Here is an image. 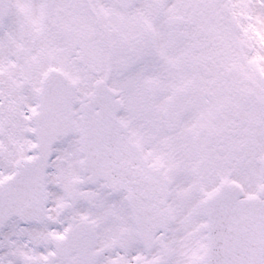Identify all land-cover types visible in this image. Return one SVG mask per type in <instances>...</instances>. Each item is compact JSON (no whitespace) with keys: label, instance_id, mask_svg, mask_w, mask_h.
Segmentation results:
<instances>
[{"label":"flooded vegetation","instance_id":"flooded-vegetation-1","mask_svg":"<svg viewBox=\"0 0 264 264\" xmlns=\"http://www.w3.org/2000/svg\"><path fill=\"white\" fill-rule=\"evenodd\" d=\"M38 1L39 3L45 1L46 5L44 8V19L36 22V33L33 38L34 48L36 46L40 47L45 36L50 43L55 40L57 44L61 45V39L65 35L71 38L74 32L72 20L74 22L79 17L88 16L90 13L93 18L97 19L94 36L88 34L87 27H82L79 30L80 36L86 37V43H91V47L88 50L89 53L94 51V42L92 40L98 34L100 37L95 42L100 46H104L106 39H108L105 33L104 7L97 5L89 11L82 0H51V6L48 4L49 0ZM16 4L17 2L14 1V6ZM65 14H67L65 16L67 19L66 26L62 22ZM107 26H110V23ZM140 32H143L145 38L149 40L148 28L145 23L142 31L135 32L139 33L138 36H135L138 40H141ZM130 51L134 52L137 58L116 61L114 62L115 68H112L117 71V76L124 85L125 92L132 90L126 74L137 63L147 62L148 46L143 44L138 50L131 47ZM68 52L69 45L65 42V55L64 48L63 52H58L54 55L63 54L64 57L70 58L67 56ZM12 60H16L19 65L20 59L16 58L15 54H10L9 52L2 54L0 58V84L1 89L5 92L8 91L10 84L14 87L12 93L17 96L16 106L18 107L22 105L21 99L25 97H23L21 89L28 90L30 87L35 86L36 74L27 69L16 71L11 67L10 61ZM26 72L29 75H25L24 73ZM147 72L145 71V73ZM214 85H217V80L214 81ZM6 98L7 95L4 96V103L8 107ZM137 99L141 101L142 97H137ZM133 101L134 103L136 102L135 99ZM12 123H16V121L13 119ZM231 126L232 123L227 120L225 126L227 131H230ZM209 133H211L212 140L210 143L205 140ZM216 137L221 140L224 139L223 133L213 128L211 130L204 129L202 132L200 131L198 136L193 138V127L190 124L184 126L182 124L179 132L174 137V148L165 146L162 148L153 147L149 149L148 157L156 160V152H166L162 157L165 158L164 161L170 163L165 168L163 167V170L172 179L176 173L183 172L182 162L188 160L191 161L190 165H192L195 161L191 152H198L199 154L206 152L207 161L212 162L213 155L211 152H217L216 144L218 141ZM228 151L234 152L235 149L232 145H229L228 149L225 147L220 149V152ZM167 152H183V156L179 157L181 164L175 165L171 158L172 155ZM8 155L13 156L12 154ZM78 155L79 152H56L49 164L47 176V221L41 225L31 227L30 225H22L17 218H14L6 232L0 237V264H164L165 259L177 257L179 250L173 244V236L171 238L160 236L158 245L152 251L146 253L143 251L136 235V226L131 211L122 192L112 194L101 186L97 189V200L93 204L87 203L89 207L80 206L79 202L75 205L70 204L69 195L72 190L83 188L86 185L84 175L79 166ZM4 161H9L8 163H10L12 159L5 158ZM8 168L9 164L4 165L5 171ZM181 202L182 192L180 187L175 184L172 196L169 198L174 220L175 218L178 219V214L175 213V210L178 209ZM87 222L89 223L88 226ZM77 226L81 227L79 229L82 232L85 231L79 241L81 244H76L73 237L70 236V231L77 228ZM88 230H92V236L88 234ZM45 234L52 239H56L58 235L70 236L65 244L66 254L64 259L57 258L58 250L53 244L45 242V239H43ZM20 236H24L33 242L34 251L29 255L25 252L23 245L17 242V238ZM50 256H54L55 259L52 261L49 259Z\"/></svg>","mask_w":264,"mask_h":264},{"label":"water","instance_id":"water-1","mask_svg":"<svg viewBox=\"0 0 264 264\" xmlns=\"http://www.w3.org/2000/svg\"><path fill=\"white\" fill-rule=\"evenodd\" d=\"M130 4L132 0H121ZM8 0H0V23L7 11ZM170 36L175 38V23L168 21ZM177 37V35H176ZM61 73L53 71L45 77L41 92L40 111L36 113V134L39 141L40 155L33 161H24L19 165L17 175L6 182L7 190L0 186V228L17 214L24 221L41 220L44 216V177L47 159L53 144L59 136L81 133V144L86 159L84 170L91 173V180L105 178L111 184L119 183L130 191L131 204L136 212L142 239L146 241L147 232L155 231L164 220L148 218L156 213L152 199L156 196L159 179L142 158L137 145L123 141L116 112L119 107L113 92L107 87L99 86L89 102L81 105V129L78 130L73 116V106L80 103L74 85H64ZM164 180V179H163ZM165 181V180H164ZM264 195V187L261 189ZM239 191L226 187L215 195L207 205L211 220L221 214L236 212L235 217L242 218L244 212L253 215L260 212L257 199L236 201ZM143 201V202H142ZM261 213V212H260ZM255 225L264 224L256 220ZM233 232L238 234L235 235ZM240 231L231 229L230 236L238 238ZM243 234L242 236H244ZM218 237L216 236V239Z\"/></svg>","mask_w":264,"mask_h":264},{"label":"rangeland","instance_id":"rangeland-1","mask_svg":"<svg viewBox=\"0 0 264 264\" xmlns=\"http://www.w3.org/2000/svg\"><path fill=\"white\" fill-rule=\"evenodd\" d=\"M87 1L91 2V0H87ZM175 1L176 0H168L166 2V8L169 9L170 7H172ZM221 2L224 7L233 5L234 9L240 10L241 19L244 22L245 26L249 28V33L252 38V42L254 46V54L255 57L257 58V64L264 73V0H221ZM20 3L23 6L28 7V9L23 8L24 12L22 13V20L25 19V17L27 16L26 20L28 22L42 21V7H41V3H39L38 0H20ZM160 35L163 37V29L160 31ZM162 39H164L165 41V35ZM15 41L16 44H14V46H17L19 51H22V53H24L27 48L26 45H28L29 39L24 37L22 33L15 38ZM8 43L9 40L6 45H8ZM2 48H3V41L1 38V31H0V53H2ZM9 48H10V44H9ZM83 73L81 71V64L75 61L74 69L73 71H71L73 80H77L81 84H83L84 83ZM87 89L88 87H82V92H81L83 93L82 95L84 96L86 95ZM27 104L31 105L32 101ZM1 119H3V117L0 114V120ZM27 128L30 129L32 127L27 126ZM0 130H2V125H0ZM12 142H14V145L12 144ZM35 143H36L35 140L30 137L28 138L22 137L21 140L18 139L9 140L8 136L5 135L3 136L2 133L0 132V152H5V149H11L15 147L22 148V150L27 153L34 152ZM67 149L71 150L72 152L74 151L77 152L78 144L76 137L62 140L55 146V152H67L68 151ZM249 168H251L250 171L247 170L249 177L255 180L254 177H257L255 175L257 174V170L256 168H253V165L251 164H249ZM262 177L264 178V174ZM258 178L259 177H257L256 182L258 181ZM260 181L261 180L259 179L258 183ZM252 188H255V185H252Z\"/></svg>","mask_w":264,"mask_h":264}]
</instances>
